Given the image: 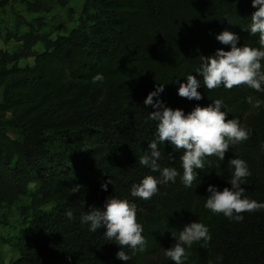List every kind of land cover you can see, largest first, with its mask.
<instances>
[{
	"label": "trees",
	"instance_id": "obj_1",
	"mask_svg": "<svg viewBox=\"0 0 264 264\" xmlns=\"http://www.w3.org/2000/svg\"><path fill=\"white\" fill-rule=\"evenodd\" d=\"M26 6L38 14L43 2ZM255 10L251 0H82L79 24L65 34L52 38L39 15L26 22V32L11 35L21 47L0 50V209H14L20 227L0 239L18 255L7 264H174L164 249L175 247L193 221L204 223L212 239L207 247L201 242L187 249V264H264V211L235 222L204 208L209 184L231 187L227 162L235 157L252 172L242 185L245 195L264 201V106L248 102L264 101V93L243 85L202 86L204 99L189 101L177 95L176 83L195 75L201 55L230 50L216 40L224 30L241 37L238 46L258 48V35L242 30ZM28 57L32 65L21 66ZM97 73L105 76L102 85L91 82ZM158 84H165L166 106L186 114L222 99L227 119H239L252 135L231 146L224 161L208 157L192 188L177 177L145 201L131 197L130 189L147 175L159 176L139 164L156 129L147 119L154 109L144 100ZM159 147L161 167L182 174V151L167 141ZM109 178L114 183L103 191ZM75 185L81 187L73 195ZM112 195L137 204L147 239L143 252L124 249L132 256L127 262L116 258L120 247L103 238L104 229L92 233L79 222L90 206L102 208ZM66 210L77 219L70 222ZM0 264H6L1 255Z\"/></svg>",
	"mask_w": 264,
	"mask_h": 264
},
{
	"label": "clouds",
	"instance_id": "obj_2",
	"mask_svg": "<svg viewBox=\"0 0 264 264\" xmlns=\"http://www.w3.org/2000/svg\"><path fill=\"white\" fill-rule=\"evenodd\" d=\"M251 6L256 10L251 15L250 23L242 27V30L247 31L250 36L258 35L259 47L238 46L241 39L238 34L222 31L216 36V40L230 50L218 48L212 55H201V63L195 70V75L188 74L186 82L176 81L179 84L178 96L189 101H200L204 99L198 91L202 86L211 91L220 87L230 90L243 85L264 93V0H251ZM104 81L103 73H97L91 80L93 84L101 85ZM164 85L158 84L144 100L146 106L154 109L147 119L156 122V129L154 139L148 142V151H144L139 157V164L151 172L159 173V176H145L139 183L131 186L130 195L145 201L159 193V186L176 183L177 177L186 189L192 188L194 182L200 181L198 170H204L206 163H210L208 157L214 156L224 161L231 146L246 142L252 135L251 130L242 126L239 119H227L228 112L222 99H215L206 107L197 104L187 114L181 108L166 106L161 99ZM248 102L256 109L264 106V101L253 102L251 97ZM166 141L174 151H182V174L175 167H161L159 163L162 156L159 146ZM168 159L171 161L173 158L169 156ZM227 164L231 170L227 182L231 187H225L221 191L217 186L209 184L206 189L209 195L205 199L204 208L213 215L222 214L230 221L242 222L244 213L264 211V201L250 199L245 195L246 189L242 185L252 175L248 163L235 157L228 160ZM113 183L112 178H109L101 184V189L108 191V185ZM80 187L73 186L71 193L77 194ZM137 213L136 203L112 195L105 199L102 208L90 206L80 215L79 222L87 225L92 233L104 229L103 238L120 247L116 258L127 262L132 256L124 251L125 248L131 249L135 254L145 251L147 245V239L142 234L144 228L137 220ZM64 215L70 222L77 219L72 210H66ZM211 239L210 230L204 223H187L179 232L175 247L164 249V255L174 264H187L190 255L187 249L194 243L201 242V247H207ZM219 259L222 260V257Z\"/></svg>",
	"mask_w": 264,
	"mask_h": 264
},
{
	"label": "rangeland",
	"instance_id": "obj_3",
	"mask_svg": "<svg viewBox=\"0 0 264 264\" xmlns=\"http://www.w3.org/2000/svg\"><path fill=\"white\" fill-rule=\"evenodd\" d=\"M0 0V50L9 53L20 50L21 44L11 35H19L27 31L26 22H31L34 18H44L46 21L45 31L50 32L51 37L65 34L71 28L79 24V16L82 0H6L2 5ZM43 2L40 13H31L26 6L29 2ZM35 52L42 50L41 45L34 47ZM32 58H23L19 61L21 66L32 65ZM2 90L0 87V100ZM27 201V200H26ZM20 227L18 215L14 209L10 213L3 208L0 209V239H10L16 234ZM0 255L7 264L18 257L8 244H3L0 240Z\"/></svg>",
	"mask_w": 264,
	"mask_h": 264
}]
</instances>
